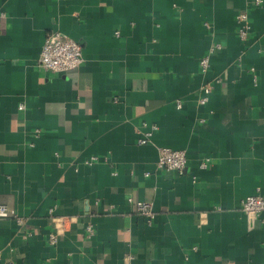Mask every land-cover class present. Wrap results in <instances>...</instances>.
Masks as SVG:
<instances>
[{"label": "crops", "instance_id": "obj_1", "mask_svg": "<svg viewBox=\"0 0 264 264\" xmlns=\"http://www.w3.org/2000/svg\"><path fill=\"white\" fill-rule=\"evenodd\" d=\"M51 31L82 44L78 68L38 67ZM161 146L186 152L181 172L157 168ZM254 193L264 0H0V203L23 219L0 218V264H264V212L241 209Z\"/></svg>", "mask_w": 264, "mask_h": 264}, {"label": "built area", "instance_id": "obj_2", "mask_svg": "<svg viewBox=\"0 0 264 264\" xmlns=\"http://www.w3.org/2000/svg\"><path fill=\"white\" fill-rule=\"evenodd\" d=\"M262 0H254V4L258 5ZM3 15V13H1ZM236 22L238 25L239 37L245 39L249 30V13L248 11H241L236 15ZM221 48L219 43L212 44L206 55L200 59V68L202 71H206L209 67L210 55ZM84 54L82 44L65 35L60 31L48 32L45 36L44 43L37 59V65L45 72L60 73L78 68L84 62ZM218 79H216L217 81ZM215 82V81H214ZM207 82L201 87L202 94L198 99L200 104H205L209 100V94L212 92L213 83ZM181 103L177 102V106L180 107ZM19 108H23L20 104ZM151 131H146L144 135L139 139V143H146L149 141ZM92 162V160H88ZM187 164V155L184 150L174 149L166 146L158 148V158L156 166L158 169L174 170L181 172ZM206 161L201 163L202 167L206 166ZM129 201L134 204V208L137 212L144 215L148 221L154 217V211L150 202L144 200H134L129 198ZM241 209L246 215L258 216L264 212V195L260 193H254L246 196L241 203ZM13 217L18 222H23V219L15 213L13 209L8 207L6 203H0V218ZM87 233L91 235L93 233V226L88 224L86 226ZM61 232L59 223L56 224L47 235L48 244H55L58 240V235ZM124 264H132L130 262V256Z\"/></svg>", "mask_w": 264, "mask_h": 264}]
</instances>
